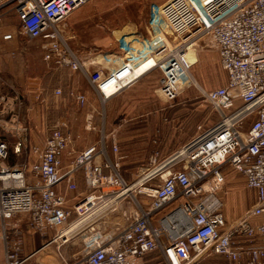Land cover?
<instances>
[{
    "label": "built area",
    "instance_id": "2783aa9c",
    "mask_svg": "<svg viewBox=\"0 0 264 264\" xmlns=\"http://www.w3.org/2000/svg\"><path fill=\"white\" fill-rule=\"evenodd\" d=\"M90 1L15 0L21 31L42 41L46 63L81 73L107 101L141 79L133 76L139 63L155 60L152 71L163 72L160 94L172 102L190 81V46L199 35H209L227 84L204 97L221 120L168 157L154 153L150 168L132 184L124 179L119 160L109 158L104 138L82 151L65 173L62 155L73 137L61 127L43 147L32 148L35 160L30 164L3 165L11 149L0 138V264H29L23 255L27 230L7 226L18 218L33 234L56 233L53 242H58L67 241L65 231L82 219H89L86 225L94 232L97 221L117 212L126 223L105 237L96 234L76 264H264V0H170L155 8L152 40L121 39L119 48L126 56L120 65L112 72L92 73L65 38L67 19ZM3 39L11 41L13 35ZM108 89H113L110 96ZM76 99L86 103L84 95ZM92 128L89 118L87 129ZM24 147L17 143L14 154L21 155ZM227 168L242 175L257 194L256 205L234 225L228 223L220 197ZM77 174L89 193L71 207L60 187L66 182V188L76 189ZM73 215L78 219L71 223Z\"/></svg>",
    "mask_w": 264,
    "mask_h": 264
},
{
    "label": "rangeland",
    "instance_id": "374dc122",
    "mask_svg": "<svg viewBox=\"0 0 264 264\" xmlns=\"http://www.w3.org/2000/svg\"><path fill=\"white\" fill-rule=\"evenodd\" d=\"M168 1L91 0L67 19L66 41L81 59L103 58L114 67L126 56L119 48V41L123 38L152 40L155 8ZM14 3L6 14L4 25L0 26V37L12 34L15 43L12 49L0 52V92L6 90L11 98L10 101H0V138L12 143L11 131L20 134L22 139L28 137V141L25 140L28 153L17 160L19 163H32V148L37 143H46L53 131L61 127L73 137L69 148L72 145L79 153L90 145L101 144L104 138L109 158L119 160L124 179L132 184L150 168L154 153L160 152L162 158L168 157L221 120L220 114L204 97V92L227 84L218 52L212 48L208 37L195 41L189 49L188 58L193 65L190 81L175 101L169 102L160 94L163 72L159 69L152 71L154 67L141 75L134 72V77L142 79L104 103V98L84 75L43 60L42 41L30 40L22 33ZM160 28L167 34L162 22ZM165 34L162 37L166 38ZM168 38L172 43L176 42L173 37ZM149 60L156 64L155 60ZM112 91L108 89L106 94L110 96ZM78 94L86 97L85 104L77 101ZM89 118H92V130L87 129ZM115 146L118 153L114 152ZM79 153L71 156V162ZM224 171L226 183L220 197L225 199V216L245 215L229 222L234 225L247 216L257 202V194L247 188L242 175L229 168ZM78 177L73 180L76 189L63 186L62 192L71 206L89 193L82 174ZM135 195L139 201L143 200L138 192ZM128 203L125 208L130 207ZM18 219L7 226L10 229L18 225L27 230L23 255L30 258L29 264H76L84 259L92 241L96 240L92 237L99 236L98 233L105 237L126 223L123 215H107L96 222L94 232H90L86 225L67 241L53 242L56 233L41 237L29 232L27 224L19 223ZM77 219L78 215H73L71 223ZM1 233L0 223V236ZM3 260L4 245L0 238V262Z\"/></svg>",
    "mask_w": 264,
    "mask_h": 264
},
{
    "label": "crops",
    "instance_id": "0c3cea01",
    "mask_svg": "<svg viewBox=\"0 0 264 264\" xmlns=\"http://www.w3.org/2000/svg\"><path fill=\"white\" fill-rule=\"evenodd\" d=\"M13 0H0V16H2V24H1V26H3L4 25V23H5V21L7 20L6 19V14H7V12H9V10H10V6H13ZM14 7H15V11H16V2L14 3ZM16 14H17V12H16ZM18 16V15H17ZM19 18V17H18ZM5 35H7V34H3L1 37H0V52H1V50H5V51H7V50H10V49H12L13 47H14V45H15V43H14V38L12 39V41H4V39H3V37L5 36ZM131 39H127V41H130ZM136 48H139L140 46H135ZM103 59V58H102ZM100 60V58H96L95 60H91V59H85V60H83V62L88 66V70H89V72L90 73H92V72H94V71H98V70H101V71H104V72H112V71H114L115 69H116V66H118V65H120V61H118L117 63H116V65L114 66V67H111L110 66V64L109 63H107V62H105L104 60ZM154 67H156V64H154L153 62H151L150 60H145V61H143V62H141V63H139L136 67H135V70H134V72L137 74V75H141L142 73H144L146 70H148V69H152V68H154ZM142 79V78H141ZM140 79V80H141ZM139 80V81H140ZM138 81V82H139ZM137 82V83H138ZM0 99H1V101L3 102V100L4 101H10L11 100V98H10V93L9 92H6V90L4 91V92H0ZM3 99V100H2ZM104 103H105V101H104ZM14 127V126H13ZM13 127H11V129H13ZM12 132V134H11V136H13L12 137V143H8L7 141V143L9 144V146H10V148L12 149V154L10 155V158H9V160L6 162V163H2L3 165H8V166H17V165H22V163H19L17 160L18 159H20L21 157H23L24 155H27V148H28V146H27V144L25 143L26 141H28V137L26 138V139H22L21 137H20V134H14L13 133V131H11ZM14 134V135H13ZM3 140V139H2ZM15 140V141H14ZM26 140V141H25ZM5 141V140H4ZM17 141V142H16ZM19 142H24L25 143V147H24V149H23V152H22V154L21 155H15L14 154V152H13V149H14V147L16 146V144L17 143H19ZM45 143V142H44ZM44 143H42V144H38L37 143V146L38 147H43L44 146ZM72 146V145H71ZM70 146V148H68V150L62 155V161H63V169H62V173H65L68 169H69V167H70V165L72 164V160H71V156H73L75 153H79V152H76V149H75V147H71ZM87 149V148H86ZM79 150V149H78ZM80 151V150H79ZM80 154V153H79ZM32 157H33V159H32V162L35 160V158H34V156L32 155ZM11 159V160H10ZM79 174H77V175H75L74 176V179L73 180H76V179H78L79 177ZM63 186H66V182H64L62 185H61V193H63L62 191H63ZM223 199V201L225 202V199L224 198H222ZM257 203V202H256ZM256 203L253 205V207L256 205ZM71 206V205H70ZM72 207V206H71ZM253 207H252V209H253ZM251 209V210H252ZM250 210V211H251ZM232 212L233 211H231V214H232ZM112 215H122L121 213H115V214H112ZM243 216H245V215H227L226 214V218H227V220H228V223L229 222H231V221H233V219L234 218H241V217H243ZM4 245V244H3ZM1 263V262H0Z\"/></svg>",
    "mask_w": 264,
    "mask_h": 264
},
{
    "label": "bare ground",
    "instance_id": "6f19581e",
    "mask_svg": "<svg viewBox=\"0 0 264 264\" xmlns=\"http://www.w3.org/2000/svg\"><path fill=\"white\" fill-rule=\"evenodd\" d=\"M205 37H208L210 39L212 48L216 49V44H215L213 38L211 36H209V35L201 34V35H199L197 37L196 41H198L200 39H203ZM193 45L194 44H192L190 46V48H192ZM88 221H89V219H82L81 221L75 223L69 230L65 231L64 236L69 238L70 236H72V234H74L75 232H77L78 230H80L82 227H84L88 223ZM95 237L97 238V236H94L92 238L94 239Z\"/></svg>",
    "mask_w": 264,
    "mask_h": 264
},
{
    "label": "trees",
    "instance_id": "16d2710c",
    "mask_svg": "<svg viewBox=\"0 0 264 264\" xmlns=\"http://www.w3.org/2000/svg\"><path fill=\"white\" fill-rule=\"evenodd\" d=\"M11 149V148H10ZM11 152H12V149H11ZM12 154V153H11Z\"/></svg>",
    "mask_w": 264,
    "mask_h": 264
}]
</instances>
